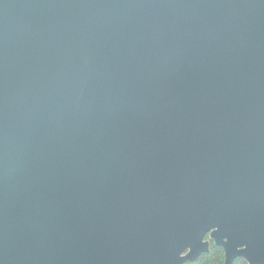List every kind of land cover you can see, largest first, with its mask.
Returning a JSON list of instances; mask_svg holds the SVG:
<instances>
[{"label": "water", "instance_id": "95a60500", "mask_svg": "<svg viewBox=\"0 0 264 264\" xmlns=\"http://www.w3.org/2000/svg\"><path fill=\"white\" fill-rule=\"evenodd\" d=\"M260 138L264 0H0V264H264Z\"/></svg>", "mask_w": 264, "mask_h": 264}, {"label": "flooded vegetation", "instance_id": "af4514ba", "mask_svg": "<svg viewBox=\"0 0 264 264\" xmlns=\"http://www.w3.org/2000/svg\"><path fill=\"white\" fill-rule=\"evenodd\" d=\"M232 155V154H229ZM243 162L242 190H251L252 195H246L249 204L256 206L264 203V139H245L240 143L239 152L235 154ZM260 192V193H259ZM216 228L209 230L203 237L202 242L206 243L207 250L200 252L194 261H186L184 264H224L225 251L221 245H217L212 237ZM226 241V239H223ZM245 245L238 250H245ZM186 252V251H185ZM188 253V251H187ZM239 264H249L243 258H236Z\"/></svg>", "mask_w": 264, "mask_h": 264}, {"label": "rangeland", "instance_id": "374dc122", "mask_svg": "<svg viewBox=\"0 0 264 264\" xmlns=\"http://www.w3.org/2000/svg\"><path fill=\"white\" fill-rule=\"evenodd\" d=\"M186 254H187V251L184 252L183 256L186 257ZM186 261H187V260H186ZM186 261H185V262H186ZM232 264H239V260L235 261V263L233 262Z\"/></svg>", "mask_w": 264, "mask_h": 264}]
</instances>
